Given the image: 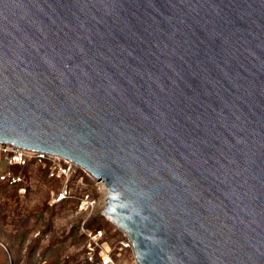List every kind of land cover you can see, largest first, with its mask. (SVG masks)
Returning a JSON list of instances; mask_svg holds the SVG:
<instances>
[{
  "label": "water",
  "instance_id": "1",
  "mask_svg": "<svg viewBox=\"0 0 264 264\" xmlns=\"http://www.w3.org/2000/svg\"><path fill=\"white\" fill-rule=\"evenodd\" d=\"M0 142L103 182L137 264H264V0H0Z\"/></svg>",
  "mask_w": 264,
  "mask_h": 264
},
{
  "label": "rangeland",
  "instance_id": "2",
  "mask_svg": "<svg viewBox=\"0 0 264 264\" xmlns=\"http://www.w3.org/2000/svg\"><path fill=\"white\" fill-rule=\"evenodd\" d=\"M20 172L23 192L0 183V264H85V230L103 231L119 264H137L124 247L126 234L104 216L101 185L87 172L78 167L69 181L50 179L36 165ZM65 185L69 196L58 202Z\"/></svg>",
  "mask_w": 264,
  "mask_h": 264
},
{
  "label": "built area",
  "instance_id": "3",
  "mask_svg": "<svg viewBox=\"0 0 264 264\" xmlns=\"http://www.w3.org/2000/svg\"><path fill=\"white\" fill-rule=\"evenodd\" d=\"M30 165H36L44 168L50 179H65V181H69L74 174L75 169L79 167L63 158L50 154L24 150L16 146L0 142V183L10 187H19V190L23 192L25 190L23 187L25 184V177L20 171ZM99 184L105 194V186L102 182H99ZM68 196L69 189L67 185H65L59 193L57 201L61 202ZM84 234L87 238L85 264H119L112 257L108 243L104 240L105 233L103 231L99 230L93 232L85 230ZM124 247L132 250V244L129 239L128 243Z\"/></svg>",
  "mask_w": 264,
  "mask_h": 264
},
{
  "label": "bare ground",
  "instance_id": "4",
  "mask_svg": "<svg viewBox=\"0 0 264 264\" xmlns=\"http://www.w3.org/2000/svg\"><path fill=\"white\" fill-rule=\"evenodd\" d=\"M78 166V165H77ZM82 169V168H81ZM102 184L105 186V184L102 182ZM104 191H105V194H106V197H107V194H108V189L106 188V186L104 187ZM106 203V202H105Z\"/></svg>",
  "mask_w": 264,
  "mask_h": 264
}]
</instances>
